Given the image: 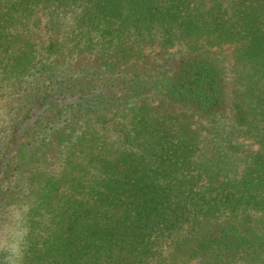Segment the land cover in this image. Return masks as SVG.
<instances>
[{"label": "trees", "instance_id": "1", "mask_svg": "<svg viewBox=\"0 0 264 264\" xmlns=\"http://www.w3.org/2000/svg\"><path fill=\"white\" fill-rule=\"evenodd\" d=\"M21 224L24 264H264V0H0Z\"/></svg>", "mask_w": 264, "mask_h": 264}, {"label": "clouds", "instance_id": "2", "mask_svg": "<svg viewBox=\"0 0 264 264\" xmlns=\"http://www.w3.org/2000/svg\"><path fill=\"white\" fill-rule=\"evenodd\" d=\"M5 209L16 207L19 210L20 202L13 201L4 206ZM31 235L30 224H21L10 233L9 242L0 247L3 251V264H24Z\"/></svg>", "mask_w": 264, "mask_h": 264}]
</instances>
